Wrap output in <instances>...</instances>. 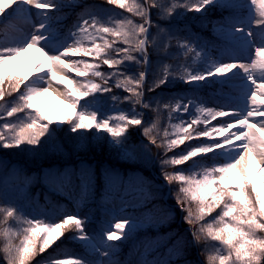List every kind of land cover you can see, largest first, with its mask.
<instances>
[{
    "label": "snow or ice",
    "instance_id": "snow-or-ice-1",
    "mask_svg": "<svg viewBox=\"0 0 264 264\" xmlns=\"http://www.w3.org/2000/svg\"><path fill=\"white\" fill-rule=\"evenodd\" d=\"M73 2L74 0H67L65 6L72 5ZM106 2L133 12L141 22L135 23L126 17L103 19L87 12L68 29L62 46L45 47L49 38L50 21L54 18L49 13L57 11L56 0H0V14L5 13L6 9L14 10L23 6L36 9L39 20V23L32 25L33 31L23 41L0 43V101H4L6 95L19 93L15 102L0 113V120L4 121L0 125V148H19L23 144L38 146L41 137L51 135L52 129L49 126L54 122L36 105L38 98L48 95L50 90L55 91L71 110L58 123H70L71 133L78 135L93 128L98 133L103 131L112 137V144L126 157H131L132 151L126 145L125 133L130 126L144 124L143 113L136 112V105L157 115L161 110H167L170 118L176 120H181L190 108L195 107L196 114L183 123L173 124L171 135L165 130L160 143L151 135L152 128L143 129L144 134L149 137V143L164 151V156L160 158L162 178L169 185L174 181L180 182L176 203L181 211L188 213L185 219L190 225L220 209L213 223L199 225L191 231L196 244L207 237L224 246L227 254L219 252L217 256L210 257L211 260H218L219 264H264V237L256 235L257 232L264 233V0H250V3L249 0H173L170 6L162 5L160 0H133L131 5L126 4V0ZM258 3L256 18L251 15V7ZM209 6L232 13L219 28L213 26L228 45L221 52V59L208 61L204 70H192L189 66L182 65L176 73L170 65H163L154 82L147 86V92L156 93L169 82L179 79L187 85L220 84L236 89L237 94L228 96V102L220 107H208L198 103L195 98H177L173 102L171 99L165 101L161 97H154V103L146 102L143 97L151 64L150 50L167 56L175 41L179 53L185 57L191 54L193 62L206 59L207 56L206 46L181 38L160 27L158 23L154 24L152 10L158 11L161 20H168L177 8L203 14L208 11ZM245 9L249 12L247 17L242 15ZM253 23L257 26L256 30L252 28ZM152 28H156V35L152 34ZM117 44L124 46L117 47ZM30 49H34L41 57L32 66L31 78L9 77L5 86L6 67L18 57L27 56ZM224 56L230 57V62H225ZM241 56L244 57L243 60L238 59ZM69 57H90L92 62L84 59L69 60ZM101 64L112 71H99ZM130 64L138 67L137 76L127 73ZM66 72L75 73L80 78L96 77L101 83L73 80L67 77ZM113 80L114 87H123L129 95L122 99L112 95L110 99L114 103H132V115L119 113L105 118L98 116L95 107L89 108V103L100 104L97 95L112 92ZM57 84H64L65 89L60 91L55 87ZM88 97L93 98L91 102L87 101ZM81 100H85V103L81 104ZM19 113H24V117H19ZM14 116L19 123L8 120ZM224 117L228 119H219L218 126L208 127L212 121ZM112 119L119 123L113 126L110 123ZM199 125L204 127L199 128ZM202 137L213 142L189 144L181 153L167 156L168 152L184 145L186 141ZM215 137L223 139H214ZM208 154H212L215 161L218 156H227L229 159L214 162L210 166H204L195 159ZM189 161L195 166L199 165V170L195 167L189 174L183 171H164L169 165L181 166ZM100 178L105 191L120 200L121 211L136 207L128 201L130 193L127 188H123V181L118 174L102 171ZM46 179L57 184L78 181L82 192L87 193L95 188L96 173L90 167L82 166L78 172L66 169ZM118 184L122 190L114 192ZM189 198L191 202H196L195 218ZM22 213L23 209L18 205L0 207V223L7 224L9 219L16 221L20 231L11 232V235L23 237L19 246L5 245L7 264H30L36 255L43 254L68 231L74 233L71 239L81 245L85 255L53 256L45 264H132L131 260L121 261L117 258L118 249L131 238L138 227L131 217L109 227L102 225L98 233L90 234L87 230L88 217H81L78 213L66 214L59 222L28 218ZM8 234L9 229L5 228L4 235L7 237ZM117 241L121 243L117 244ZM186 247L185 244L181 248L169 249L164 258H149L151 252L146 246L141 254L140 264H179Z\"/></svg>",
    "mask_w": 264,
    "mask_h": 264
},
{
    "label": "rangeland",
    "instance_id": "rangeland-1",
    "mask_svg": "<svg viewBox=\"0 0 264 264\" xmlns=\"http://www.w3.org/2000/svg\"><path fill=\"white\" fill-rule=\"evenodd\" d=\"M64 3H67V0H63ZM88 1H94V0H88ZM47 2V0H46ZM253 7V17L258 18V12H259V3L257 5L252 6ZM7 10H5V13L0 14V23H5L3 25L0 24V43L3 44H12L23 41L28 36V32L30 30L33 31L32 25L35 23H39V20L34 18L28 19L25 16L23 17V20H16V19H8L9 13H7ZM20 10V9H14V11ZM64 11H61L60 14H63ZM50 16H53L54 19H57L55 15H52V13H49ZM61 17V16H60ZM8 19V20H7ZM153 23H158L160 27L165 28L167 30H171L169 26H163L159 23V19L155 16H153ZM78 22V19L73 20L70 22V26L63 32L62 26L58 25L56 23H53L50 21V28H49V34L48 39H51L50 41L47 40L44 44L45 47H60L65 43V38L68 29H70L74 24ZM9 25L12 27H16L18 30H10ZM216 28L218 27V24H214ZM213 25V26H214ZM256 24H252L253 30H256ZM153 31V28L151 29V32ZM156 28H154L153 35H156ZM196 31L193 32H186L182 38H187L190 41L196 42L199 45L206 46L205 51L207 53L206 59H197L195 62H193L192 58L185 57L183 55H179V50L175 47V41H173V46L169 49L167 56H162L161 54L157 53L156 51L150 50V60L151 64L149 65L148 70V79L147 84L145 86V92H147V86L151 85L156 76L160 74L162 66L163 65H170L173 61L172 54H178V62L176 63H182V64H189L190 68L192 70H204L208 66V61H214L217 59H221V52L228 46L223 45L222 43L219 45H212L211 41H206L202 36L196 34ZM67 42H70L68 40ZM100 42V41H98ZM162 43V39H161ZM217 53L216 58L214 59L212 56L213 54ZM213 52V53H212ZM41 59L40 54L36 52L34 49H30L27 56H20L16 60L12 61L10 65H8L5 69V84L7 83L9 78L5 77H11V75L16 76H29L31 77L32 74V66ZM69 60H76L79 59L78 57H69ZM230 57L224 56L223 60L225 62H230ZM238 59L243 60L244 57H238ZM175 64L172 65L174 67ZM127 73L137 76L138 75V67L135 64L128 65ZM171 67V68H172ZM181 68V66H179ZM180 69H174L172 68V71L174 73L178 72ZM99 71L108 73L112 70L108 69L107 66L101 64V67ZM239 71V70H236ZM67 77L73 80H93L96 83H101L100 79L96 80V77H87V78H80L76 77L75 73H67ZM215 79V78H213ZM113 84V90L111 93H105L103 96L97 95V99H99L100 104L96 105L93 103H89V108L95 107L98 110V116H115L119 113H124L126 115H132V103H124V102H113L110 97L112 95H116L120 97L121 99L125 96H128L129 93L124 91L123 87L116 88L114 87L115 80L111 82ZM187 85V84H186ZM23 86V85H22ZM60 90L65 89V85H60ZM190 90L185 87V85H179L176 86H165L163 89L157 90L156 93H147L144 94L143 99L146 102H153L154 103V97H161L163 100L167 101L169 99L175 101L177 98H195L196 101L200 104L206 105L208 107H220L225 102H228L229 97L228 96H235L236 89L229 88L227 86H221L220 84L213 83L212 87L213 90H207L206 88H201L200 86H197L195 84L190 85ZM59 89V87L57 86ZM186 88V89H185ZM201 88V92L198 93V89ZM171 89V90H169ZM176 89V90H175ZM208 93V95H206ZM200 94L201 96L199 97ZM209 94H212L211 96ZM204 97V98H203ZM220 97H226L227 100H222ZM48 99H50L53 102H57L54 105L58 106V112L55 113V119L52 120L55 126H60L61 123H58L59 121L64 120L65 116L70 114L71 110L67 107V105L62 102L59 103V98L57 96H49ZM87 101L91 102L92 97L86 98ZM61 101V100H60ZM85 100H81V104H84ZM4 109L0 108V113H3ZM136 112L137 113H143V119L144 124L141 126H130L125 133L127 136L126 145L129 147V149L132 151V156L128 157L127 159H124L123 161L117 162L119 165V168H112V167H103L102 163L104 159H107L108 157H101L97 158L96 161H93V157H89L85 160L83 158L84 164L82 165V159L81 158H75L72 159L69 163H79L76 164V167L82 168V166H88L91 169H93L96 173V180L97 183L95 184L94 190L88 191L86 194L93 195L97 200H99L101 203L99 205H94L90 209H86L80 206L79 204V191L75 189L73 192L69 190L70 184H57L53 183L50 179H46V177H50L51 175L48 173L46 174L48 169H42V168H48L49 164H47V160H45L44 155H40V159L36 160L38 156H30L24 153V148L22 149L23 157L19 156L18 158L12 159L14 163H16L17 166H24L26 168H30L29 170H44L41 171L43 174L42 176L35 175L37 178H35L33 181L31 180V176L27 174H18L14 172L13 170H10L7 167H1L0 168V200L3 201V203L8 206L9 204L12 205H18L23 209V215L28 218H33L29 216H35L36 218L44 221V216L47 215L49 219H54L55 222H59L64 215L66 214H73L78 213L81 217L87 216L88 217V225L87 230L90 234L98 233L100 230V227L103 225L105 227H109L111 225H114L115 222H120V213H122V220L128 217H131L135 219V221L139 224L141 223H147L149 220H147V217H150V221H156L160 223L162 227V232L159 230L158 233L154 234L152 236V241L147 245L148 250L152 251L155 249L158 244L163 241L161 248L164 251V256L161 255L157 258H164L168 254L169 249L174 248H181L184 247L186 244L187 247L184 251L185 255L182 256L179 260V264H205L204 259L201 257V255L195 251L193 248V240L191 235V228L190 224L184 220L183 216L186 211H181L180 206L176 203V193L179 190L180 182L174 181L171 185L166 183L169 186V191L163 186V181H165L163 177V172L161 170V163L160 158L164 156V151L162 148H158L155 145H152L149 143V137L144 134V127H150L152 128L151 135L153 137L157 138V143H160L161 140L164 138V132L167 130L169 132V135L173 133L172 125L175 123H183L191 116L195 115V107L190 108L189 112L181 119H171L169 116V113L167 110H161V112L157 115L156 113L152 112L148 109H143L140 105H136ZM175 116V114H173ZM219 119H228L227 117L224 118H218L217 121H212L208 127H212L213 125L218 126ZM110 123L115 126L119 123V121L112 119L110 120ZM155 125V127H153ZM199 128H203L204 125H199ZM76 135V134H75ZM227 135V133L225 134ZM214 139H223V137H215ZM207 138H204L201 143H211L213 141L207 140L208 142H205ZM194 143H191L192 145L198 144V139L192 140ZM96 141H94L95 143ZM96 148H92L93 152H96ZM110 151L112 149H109ZM109 153L111 154V152ZM179 150L175 148L174 150L167 153L168 157H171L174 153H178ZM112 154L122 156L124 154L121 153L118 149L113 150ZM109 156V155H108ZM209 154L207 156H202L200 159H196L197 161H200L201 164L204 166H210L212 163H208L209 160ZM55 161L57 158H53ZM26 162L28 163L26 165ZM88 162V163H87ZM53 163V162H52ZM51 163V165H52ZM133 169H125V167L129 166ZM66 165V168H70L69 170H73L76 172L77 168L75 167V164H64ZM196 167L197 170H199V165H194L192 161L186 162V164L181 166H171L169 165L164 171L168 173H176L178 171H183L185 174H189L190 171H193ZM102 171H109L114 172L118 174L119 177L127 176L128 181H132L136 186L132 187L130 182H123L124 186L123 188H127V190L130 189V195L127 197L128 201L136 205L135 208L128 207L124 211L120 210L121 204L120 200L117 198V201H111L107 203H103L102 199L105 196H102L103 194H99V189H101V192L104 190L101 186H103L100 176L98 177ZM53 174L56 172V170L52 171ZM39 177V178H38ZM102 181V180H101ZM32 187H36L38 189V185L41 182L48 183L52 185L58 192L63 191L66 193V195H72V200H74V204L71 207H65L64 204H56L59 200L55 198L54 201H51L50 203L47 202L50 201L52 197L50 194H47L45 196L46 198H49L45 200V204L41 202V200L36 201L33 205L27 204L29 201L32 200L31 197L36 195L35 192L31 189V183ZM59 186H62L64 189H60ZM119 186V189H116L115 191H120L121 186ZM101 187V188H99ZM129 187V189H128ZM133 188V190L131 189ZM95 199V200H96ZM52 200V199H51ZM174 200V201H173ZM93 201V200H92ZM190 201V198H189ZM94 202V201H93ZM47 203V204H46ZM62 203V202H59ZM193 202L190 201V205L192 206ZM143 205V206H141ZM28 206L32 209L29 210ZM62 207V214L59 216L56 212H59ZM34 212H31L33 211ZM142 210L143 214L139 215V212ZM196 211H193V214H195ZM188 214V213H187ZM187 216V215H186ZM14 226L18 227V224L16 221H14ZM147 229V230H144ZM113 230H115L113 228ZM140 231L149 233L148 227H139L135 230V232L139 233ZM151 232V230H150ZM68 234H73L72 231H68ZM146 237L150 236V234L144 235ZM145 250V249H144ZM144 252V251H143ZM158 254L156 251L152 252L153 256L154 254ZM127 258L120 257L117 254V258L121 261L124 260H131L132 264H140L141 256L132 259V252L128 251ZM150 256V257H151ZM149 257V258H150Z\"/></svg>",
    "mask_w": 264,
    "mask_h": 264
},
{
    "label": "trees",
    "instance_id": "trees-1",
    "mask_svg": "<svg viewBox=\"0 0 264 264\" xmlns=\"http://www.w3.org/2000/svg\"><path fill=\"white\" fill-rule=\"evenodd\" d=\"M83 1L84 2H74V4H72L68 8V12L72 13L78 8H86V10L90 12V14H94L103 19H107L108 17H114L117 19L126 17L132 19L135 23L141 22L140 18L135 16L133 12H128L125 9H121L117 5H109L107 4L106 0H94L92 2L88 0ZM130 1L133 0H126V4H128ZM172 2L173 0H160V3L166 6H170ZM180 2H184V0H180ZM152 11V15L159 17L157 10L153 9ZM224 11L225 9L223 8H213L212 6H209L208 11L201 14L194 11L188 12L183 8H177L175 9L173 16L168 20H170L169 22H171L172 20H177L176 26L179 27L178 30L181 28L192 27L197 29L198 31H202L203 33H212L211 22L215 21L216 17L221 16ZM108 39L111 38L109 37ZM116 46L123 47L124 45L117 44ZM70 126V123H67V125H64L61 130H54L50 136L41 137V142L38 146H30L24 144V153L30 156H38L36 160L40 159V155H44L46 157L45 160L48 159V161H50L52 158L70 160L75 157L85 158V160L89 157H93L92 160L96 161L98 157H108L107 159H104L103 163L109 166H113L115 164L117 165V162L122 161V157L117 154H112V151L115 150L116 147L112 144V139L109 134L104 132L98 133L97 131L91 129L89 131L83 132L82 135H75L71 133ZM52 137L54 138L55 144H60V146L64 147V152L59 150L61 154L56 151V147H50V142H47V139L50 138V140H52ZM94 141L96 142L94 143ZM93 147L97 149L96 152L92 151ZM22 149V145L19 148L8 149L9 158H18L19 156L23 157ZM109 149L112 150L110 151ZM109 151L111 152V154L109 153ZM27 164L28 163L26 162V165ZM191 210L196 211V213L194 214L195 218V216L197 215L196 202H194ZM219 213L220 209L218 208L211 214L206 215L203 220L196 221V223L192 224L193 229L197 228L199 225L213 223ZM0 221H2V217H0ZM12 224V219H9L7 224L0 223V264H7L4 254L5 245H9L11 247L19 246L21 240L23 239L22 236L11 235V232L20 231V228L16 229ZM5 228L9 229V234L7 237L4 235ZM73 235L74 233L68 234V232H66L61 239L53 243L51 247H49L43 254L36 255L30 261V264H40L42 263V261L50 259L53 256L63 257L65 253L69 254V256L66 255L67 257L85 255V250L81 247V245L71 239ZM256 235L264 237V233L262 232H257ZM196 248L201 257L204 259L205 264H219L218 260H211L210 257L217 256L219 252H224L225 254H227L223 245H221L218 241H212L207 237H205L199 244H196ZM45 262L42 264H45Z\"/></svg>",
    "mask_w": 264,
    "mask_h": 264
},
{
    "label": "bare ground",
    "instance_id": "bare-ground-1",
    "mask_svg": "<svg viewBox=\"0 0 264 264\" xmlns=\"http://www.w3.org/2000/svg\"><path fill=\"white\" fill-rule=\"evenodd\" d=\"M57 86L59 87L60 90V86L59 85ZM52 92L54 95L60 98L55 91L50 90L49 94H51ZM48 95L39 97L38 100L36 101V105L37 107L40 108L42 112H44L45 115L49 117V119H55V112H58L57 106L53 105L54 102L48 99ZM54 108L56 109L55 112H54Z\"/></svg>",
    "mask_w": 264,
    "mask_h": 264
}]
</instances>
